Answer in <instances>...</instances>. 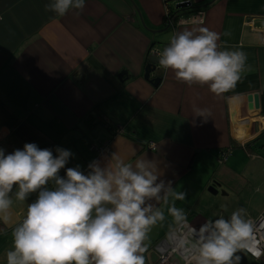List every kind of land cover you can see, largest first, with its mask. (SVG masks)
<instances>
[{"label":"crops","instance_id":"0c3cea01","mask_svg":"<svg viewBox=\"0 0 264 264\" xmlns=\"http://www.w3.org/2000/svg\"><path fill=\"white\" fill-rule=\"evenodd\" d=\"M178 1L85 0L83 11L61 17L45 10L48 0H0V148L7 154L35 143L55 156L60 147L74 154L65 168L81 171L114 152L128 163L148 158L186 193L176 207L188 223L240 207L254 223L264 216V0H190L201 7L174 13ZM196 27L217 32L222 50L246 53V71L229 92L188 86L159 64L151 74L157 84L144 77L151 53ZM253 93L256 109L247 99ZM195 107L210 110L206 121L193 118ZM35 196L13 197L9 223L0 221V264ZM178 224L165 209L144 242L145 264Z\"/></svg>","mask_w":264,"mask_h":264},{"label":"clouds","instance_id":"9594fccd","mask_svg":"<svg viewBox=\"0 0 264 264\" xmlns=\"http://www.w3.org/2000/svg\"><path fill=\"white\" fill-rule=\"evenodd\" d=\"M84 7L85 0L45 4L46 11L61 17ZM219 39L206 27L185 28L156 54L158 64L181 83L206 85L212 94L222 95L240 81L247 55L222 50ZM193 111V118L204 121L211 114L198 107ZM55 153L35 143L7 154L0 148V221L9 223L13 197L24 202L36 194L12 228L6 264H145L144 242L164 221L165 209L176 222L185 219L176 201L186 193L162 179L153 160L128 163L114 152L81 171L79 165L65 168L74 155L70 150L57 147ZM253 235V222L240 207L227 218L204 223L194 236L181 238L178 247L187 253L186 264H240L241 251L257 260L264 256L259 246H251Z\"/></svg>","mask_w":264,"mask_h":264},{"label":"built area","instance_id":"2783aa9c","mask_svg":"<svg viewBox=\"0 0 264 264\" xmlns=\"http://www.w3.org/2000/svg\"><path fill=\"white\" fill-rule=\"evenodd\" d=\"M169 16L170 12L168 11L166 15L167 19L165 21V23L168 25L173 24V21ZM151 146L154 145L151 144ZM227 154L228 152H224L220 158V161L224 160ZM253 225L254 235L252 237L251 246H259L262 250H264V216H259ZM200 226L201 225L197 227L193 226L185 219L179 222V224L174 227L173 230L169 231L166 236L161 238V240L156 244L155 248L157 249L158 254L153 264H186L187 253L185 250L178 247V244L181 238H188L189 234L194 236ZM260 259L264 264V256H262Z\"/></svg>","mask_w":264,"mask_h":264},{"label":"water","instance_id":"95a60500","mask_svg":"<svg viewBox=\"0 0 264 264\" xmlns=\"http://www.w3.org/2000/svg\"><path fill=\"white\" fill-rule=\"evenodd\" d=\"M176 8L178 9H186L189 6H193L190 0H181L175 3ZM144 24V23H143ZM145 25V24H144ZM158 64V57L156 55V52H153L150 54L147 64H146V68H145V73H144V77L146 79H150L153 84H157L160 81V78L158 76H154L151 77V74L154 72V70L156 69V66ZM125 71H121L119 72V76H121L122 74H124ZM254 99V108H258L259 107V99H258V95L256 93H253L251 95H248L249 100ZM213 187V186H212ZM211 190V187L209 188ZM153 259H155L157 257L156 252L152 253Z\"/></svg>","mask_w":264,"mask_h":264},{"label":"rangeland","instance_id":"374dc122","mask_svg":"<svg viewBox=\"0 0 264 264\" xmlns=\"http://www.w3.org/2000/svg\"><path fill=\"white\" fill-rule=\"evenodd\" d=\"M242 252H243V251H242ZM243 254H244V255L246 254V255L248 256V254L245 253V252H243ZM243 254H241V253L239 254V255L242 257V260H241L240 264H246L247 262L250 263V264H254V260H252V258H248V259L246 258V259H245V256H246V255L244 256Z\"/></svg>","mask_w":264,"mask_h":264},{"label":"trees","instance_id":"16d2710c","mask_svg":"<svg viewBox=\"0 0 264 264\" xmlns=\"http://www.w3.org/2000/svg\"><path fill=\"white\" fill-rule=\"evenodd\" d=\"M197 7L198 6H189V7H187L186 9H178V8H176V11H174V13L175 12H180V11H193V10H195V9H197ZM201 6H199L198 7V9L200 8Z\"/></svg>","mask_w":264,"mask_h":264}]
</instances>
